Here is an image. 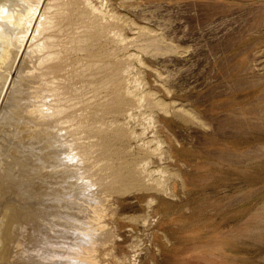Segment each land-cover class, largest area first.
<instances>
[{
  "label": "rangeland",
  "instance_id": "obj_1",
  "mask_svg": "<svg viewBox=\"0 0 264 264\" xmlns=\"http://www.w3.org/2000/svg\"><path fill=\"white\" fill-rule=\"evenodd\" d=\"M35 20L0 93V264H27L12 241L37 223L62 252L100 226L98 264H264V0H41ZM143 157L159 194L117 179Z\"/></svg>",
  "mask_w": 264,
  "mask_h": 264
},
{
  "label": "bare ground",
  "instance_id": "obj_2",
  "mask_svg": "<svg viewBox=\"0 0 264 264\" xmlns=\"http://www.w3.org/2000/svg\"><path fill=\"white\" fill-rule=\"evenodd\" d=\"M27 1L28 0H15L14 3L13 2L10 3L7 0H0V60L10 55L12 53L11 51L12 48L14 46L16 47V51L13 52L14 55L11 54L13 56L12 59L8 63H6L8 70L6 69L4 76L0 75V77L3 78L4 81H6L3 88L2 89L0 88L1 95L5 93V91H9L11 85L15 84L16 82L15 81L16 69H14L16 68L15 64L17 62L19 64L20 61L22 62L25 59L24 53L26 51V48H27V45L30 39L33 38V36L41 29V24H42L40 23L41 21L39 22L35 20V14L37 13V9L39 7L41 0H39L35 6H33L32 4H29ZM30 11L32 12L30 13L31 15L29 16V20L26 23L27 16ZM15 27L17 30H16V33H14L13 35L11 34V29L15 30ZM22 32L23 34L19 35V33H22ZM26 54H25V57H26ZM17 69H18V66H17ZM115 94H116L115 97L113 96L114 100L112 104L110 103L111 106H109V108H107L104 111L107 113L113 112L116 114H121L122 112L124 113L125 105L129 100L126 99L124 96H122L120 93H115ZM6 96H8L7 93H5V96L3 98H6ZM27 111L30 113V115H35L38 110L35 108H32V109H28ZM105 112L104 114H106ZM123 129H124L123 125H120V126L118 125L116 127V130H117L116 137L122 136ZM103 146L106 151L108 152L110 151L111 148H110L109 140H105ZM82 157L84 156L82 155ZM148 165H149V162L146 161L145 157H143V159H141L140 162L131 164L130 168L125 167L124 168L125 173L119 174L117 176L118 177L117 179H120L119 181L126 180V184H131V185L139 184L141 187L145 188L147 191L155 192L159 194L163 190L162 185L159 182L151 181V177H150L151 172L149 171L147 167ZM75 169L74 167L71 168L70 166L64 165L62 168L58 169L57 171L52 172V174L57 175L60 172V175L64 177V182H65V178L70 179V177H66V176H69L67 174L74 173L73 171H76ZM45 171L48 173L47 170ZM160 172L162 173V171ZM62 173H66V174L63 175ZM13 179L16 181L17 180L19 181L22 179H26V176L23 174H16V176H14ZM111 187L109 186V188ZM40 190H42L45 193L48 191L44 186L41 187ZM51 191H54V193L59 194V191H61V189L54 186L51 189ZM67 193L70 194L69 192ZM151 200L152 199L148 200V204L152 202ZM92 213H93L92 220H98L101 217L102 211L99 207H95L92 209ZM65 221L70 223L72 221V218L68 216ZM37 224L38 226L34 224V227H29V228L23 227L19 229V231L16 233V238L14 241H12L13 242L12 245L18 248V250L16 248V251H15L16 257L18 259H23L24 261H27V264H58L59 260H64L68 262L69 264H98L95 256L93 255V252H95L97 249V246L101 244L100 241L102 237L104 236L103 230L99 229L100 226L95 229L93 228L85 229V233H84V236L86 238L85 244H77L75 247L74 246L70 247L69 250L62 252V250L60 249V246L58 245L59 247H57V244H59L60 242L57 243V241L54 240L58 237L57 232L54 230L47 232L46 229L41 227V224L39 223ZM49 225H51V223ZM1 226H2V221H0V246L2 245V242L5 240L4 234H3L4 233L3 231L5 230H3L4 229L3 228L1 232ZM12 235H14V233H12L11 236ZM5 247L7 246L3 247L6 250ZM4 249L1 248V250H3V253H5ZM1 253L2 252L0 251V254ZM4 255L5 254L0 255V257L4 258Z\"/></svg>",
  "mask_w": 264,
  "mask_h": 264
}]
</instances>
